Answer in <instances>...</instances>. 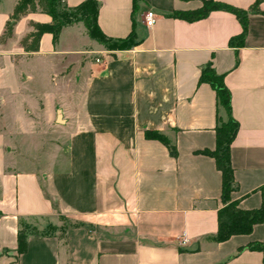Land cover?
Instances as JSON below:
<instances>
[{"label":"crops","instance_id":"crops-1","mask_svg":"<svg viewBox=\"0 0 264 264\" xmlns=\"http://www.w3.org/2000/svg\"><path fill=\"white\" fill-rule=\"evenodd\" d=\"M18 1L0 0V37ZM94 1L105 37L125 39L133 30L138 44L107 48L79 22L63 28L56 44L43 34L38 51L26 53L20 42L30 24L51 23L43 13L22 16L0 43V264H261V253L245 246L264 242V222L249 234L213 239L221 173L196 151L215 147L216 97L199 83L210 63L224 77L239 124L231 197L242 209L259 206L264 0L248 13L237 50L228 42L242 26L231 13L195 22L170 17L200 8V0ZM214 1L249 10L255 0ZM147 10L157 17L149 31ZM145 130L164 134L177 155ZM20 220L31 228L23 253Z\"/></svg>","mask_w":264,"mask_h":264},{"label":"trees","instance_id":"trees-1","mask_svg":"<svg viewBox=\"0 0 264 264\" xmlns=\"http://www.w3.org/2000/svg\"><path fill=\"white\" fill-rule=\"evenodd\" d=\"M201 7L192 11H175L170 17L195 22L206 18L213 11H224L233 14L242 26V32L236 37H232L228 45L238 49L244 45L245 37L248 30V13L258 11V5L263 0H255L249 10H243L234 6L214 1L200 0ZM135 5V2H134ZM30 13H43L51 18L49 24L31 23L32 32L27 34L20 42L21 48L26 53L37 52L39 49L40 38L43 34L52 35L53 43L59 40L63 28L75 23H83L87 35L94 41L111 49H127L138 44L135 33H131L125 39H108L103 35L97 24L98 3L94 0H86L76 7L69 8L63 0H19L14 6L9 20L6 22L4 33L0 37V43H5L13 35V29L18 20ZM223 75H219L207 64L200 71L199 83L208 84L214 91L216 97V125L215 147L212 150L205 149L196 151L212 157L217 169L221 173V201L222 207L217 211V232L213 239L222 242L232 235L249 234L253 225L264 222V184L257 188L260 194V204L257 208L242 209L238 201L231 197V193L237 189V183L234 179L233 167L231 165L230 150L231 143L237 133L239 124L231 112V95L224 83ZM220 110L224 115L220 114ZM147 138L157 139L164 143L173 156L177 155L176 146L162 133L154 130H145ZM66 225H76L66 218ZM20 227L17 235V252L23 253L27 247V236L30 228L29 225L23 224L20 220ZM43 234H50L45 231ZM245 248L256 250L261 253V264H264V242L252 241ZM242 248H240L241 250Z\"/></svg>","mask_w":264,"mask_h":264},{"label":"built area","instance_id":"built-area-1","mask_svg":"<svg viewBox=\"0 0 264 264\" xmlns=\"http://www.w3.org/2000/svg\"><path fill=\"white\" fill-rule=\"evenodd\" d=\"M156 21H157L156 13L153 10H147L144 13L143 25L147 31L151 30L155 26ZM99 61H100L99 59H96V62H99ZM185 241L186 239L182 238L180 243H184Z\"/></svg>","mask_w":264,"mask_h":264},{"label":"rangeland","instance_id":"rangeland-1","mask_svg":"<svg viewBox=\"0 0 264 264\" xmlns=\"http://www.w3.org/2000/svg\"><path fill=\"white\" fill-rule=\"evenodd\" d=\"M34 221H36L37 223H39V221L38 220H34ZM59 221L63 224V225H66V222H65V220L64 219H62V218H59Z\"/></svg>","mask_w":264,"mask_h":264}]
</instances>
